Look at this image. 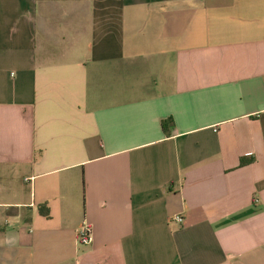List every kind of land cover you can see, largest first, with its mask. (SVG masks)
Listing matches in <instances>:
<instances>
[{"label":"crops","instance_id":"0c3cea01","mask_svg":"<svg viewBox=\"0 0 264 264\" xmlns=\"http://www.w3.org/2000/svg\"><path fill=\"white\" fill-rule=\"evenodd\" d=\"M0 264H264V0H0Z\"/></svg>","mask_w":264,"mask_h":264},{"label":"built area","instance_id":"2783aa9c","mask_svg":"<svg viewBox=\"0 0 264 264\" xmlns=\"http://www.w3.org/2000/svg\"><path fill=\"white\" fill-rule=\"evenodd\" d=\"M174 221L179 224H182L184 221V218L182 215H177L174 217ZM92 241H93V236H92L91 227L87 224H84L79 230L78 242L79 244H82V245H89L92 243Z\"/></svg>","mask_w":264,"mask_h":264},{"label":"trees","instance_id":"16d2710c","mask_svg":"<svg viewBox=\"0 0 264 264\" xmlns=\"http://www.w3.org/2000/svg\"><path fill=\"white\" fill-rule=\"evenodd\" d=\"M163 131L165 135L171 136L173 129L175 128V123L173 119L165 120L162 124ZM252 161L249 159H242L241 166L249 165ZM40 213L46 218H50V210L47 206L40 207Z\"/></svg>","mask_w":264,"mask_h":264}]
</instances>
